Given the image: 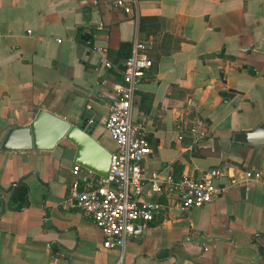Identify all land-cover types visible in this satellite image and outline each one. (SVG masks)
I'll use <instances>...</instances> for the list:
<instances>
[{
	"label": "crops",
	"instance_id": "0c3cea01",
	"mask_svg": "<svg viewBox=\"0 0 264 264\" xmlns=\"http://www.w3.org/2000/svg\"><path fill=\"white\" fill-rule=\"evenodd\" d=\"M112 1L0 0V143L44 110L72 124L91 119L90 136L112 152L104 122L111 86L122 81L121 45L150 38L152 67L132 103L151 147L141 199L164 202L169 179L209 167L226 175L208 203L136 224L121 264H264V144L232 140L259 125L264 132V0H136L137 19ZM145 17L153 21L138 29ZM95 47H107L111 69L98 66ZM75 152L63 138L51 151L0 150V198L11 197L10 208L0 205V264H115L120 252L102 249L92 221L58 207ZM245 172L248 181L231 182ZM76 177L80 189L100 178L81 166Z\"/></svg>",
	"mask_w": 264,
	"mask_h": 264
},
{
	"label": "built area",
	"instance_id": "2783aa9c",
	"mask_svg": "<svg viewBox=\"0 0 264 264\" xmlns=\"http://www.w3.org/2000/svg\"><path fill=\"white\" fill-rule=\"evenodd\" d=\"M112 4L134 19L139 17L136 0H113ZM130 46V52L122 62V81L111 86L113 99L104 122V129L115 147L110 154L107 175L100 177L92 188L80 189L76 177L80 166L73 165L67 193L58 204L60 210L78 211L92 221L102 235V249H117L120 252L115 264H121L123 248L133 233L134 225L154 221L168 207L185 213L208 203L216 193L215 182L226 175L222 167H209L193 178L180 176L176 180L169 179L163 189L164 202L141 199L144 187L142 161L151 153V147L145 131L134 121L132 103L137 86L152 67L149 53L155 45L150 38L135 36ZM93 51L100 68L109 70L113 67L107 57V47H95ZM101 83L106 82L102 80ZM91 123L90 119L87 125ZM190 133L195 138L203 134L197 128H192ZM248 176L249 173L245 172L239 180L232 179L231 182H246ZM149 181L150 191L159 192L155 177Z\"/></svg>",
	"mask_w": 264,
	"mask_h": 264
},
{
	"label": "water",
	"instance_id": "95a60500",
	"mask_svg": "<svg viewBox=\"0 0 264 264\" xmlns=\"http://www.w3.org/2000/svg\"><path fill=\"white\" fill-rule=\"evenodd\" d=\"M223 96H225V93L221 94V97ZM35 115V118L27 126L7 130L1 140L0 150L16 152L29 149L51 151L56 143L63 138L76 148L73 158L75 163L99 177L107 175L111 152L102 148L90 136V127L87 125L89 119L72 124L63 118L50 115L44 110H38ZM232 140L257 147L264 144V132L259 125L253 131L235 132L232 135ZM10 199L4 204V201L0 198L2 209L4 206L10 208ZM138 229V225L133 227L134 232Z\"/></svg>",
	"mask_w": 264,
	"mask_h": 264
},
{
	"label": "trees",
	"instance_id": "16d2710c",
	"mask_svg": "<svg viewBox=\"0 0 264 264\" xmlns=\"http://www.w3.org/2000/svg\"><path fill=\"white\" fill-rule=\"evenodd\" d=\"M144 21H150L151 22V21H153V19H150L149 17L139 18L138 19V29H141V25ZM130 47H131L130 44L122 43L121 48H122V51L123 50L126 51L125 56L128 54V52H130ZM142 104L144 105L143 110H146L148 107V104H149V97H143V103ZM178 178H180V177H178ZM178 178H175L173 180H176ZM25 192H26L25 188L20 187V188H18L16 194L14 195L13 201H15V203H17L18 206L23 204Z\"/></svg>",
	"mask_w": 264,
	"mask_h": 264
}]
</instances>
